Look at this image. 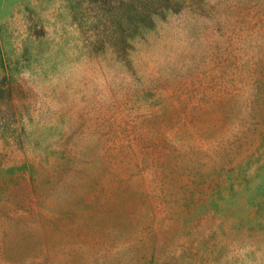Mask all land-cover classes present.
I'll use <instances>...</instances> for the list:
<instances>
[{
  "label": "rangeland",
  "instance_id": "374dc122",
  "mask_svg": "<svg viewBox=\"0 0 264 264\" xmlns=\"http://www.w3.org/2000/svg\"><path fill=\"white\" fill-rule=\"evenodd\" d=\"M0 264H264V0H0Z\"/></svg>",
  "mask_w": 264,
  "mask_h": 264
}]
</instances>
